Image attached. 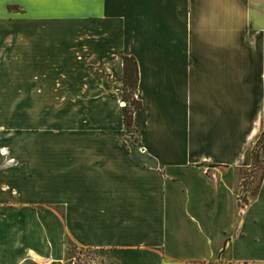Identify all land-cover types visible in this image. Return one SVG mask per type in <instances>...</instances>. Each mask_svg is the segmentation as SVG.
Masks as SVG:
<instances>
[{"label": "crops", "instance_id": "obj_1", "mask_svg": "<svg viewBox=\"0 0 264 264\" xmlns=\"http://www.w3.org/2000/svg\"><path fill=\"white\" fill-rule=\"evenodd\" d=\"M122 57L131 145L112 109L90 129L63 109ZM260 138L264 0H0V264H62L66 240L106 264H264V172L236 203Z\"/></svg>", "mask_w": 264, "mask_h": 264}, {"label": "rangeland", "instance_id": "obj_2", "mask_svg": "<svg viewBox=\"0 0 264 264\" xmlns=\"http://www.w3.org/2000/svg\"><path fill=\"white\" fill-rule=\"evenodd\" d=\"M6 31H10V26L4 27ZM2 30V29H1ZM52 34V33H51ZM50 34V35H51ZM49 36V35H48ZM110 60L106 62H101L98 69H96V65H88V73L84 77L83 86L77 92L67 91V97L72 98H79L84 100L83 106H75L73 103L70 106H67L64 109V112L67 116L68 125L69 122L75 125L76 119L83 120V125L88 126L87 128L90 129L91 127L95 126L96 124L92 121V116L99 114V116H106L108 112H111L112 109L115 112L116 118H119L122 121V113L128 114L131 112L134 107L136 106L137 101L133 96V89L130 85H128V81H124L119 79V74L115 75L112 71V65L110 64ZM132 61L125 62V68L127 73L132 70ZM123 66V64H122ZM96 72V74H94ZM122 76V75H121ZM79 88V86H78ZM82 88V89H81ZM77 93V96L73 94ZM72 95V96H71ZM107 99L110 102H113L114 108H107V107H93L91 103L89 104L90 100L92 99ZM82 102V101H81ZM57 108L55 112L58 114ZM79 118V119H78ZM123 126V121H122ZM74 127V126H73ZM96 127V126H95ZM58 129V128H56ZM122 131H124L125 136L129 138V145L133 144L134 140L132 139V131L130 128L127 130L122 127ZM46 137L44 139L43 144H38L36 140L40 141L38 138L33 139L31 136L32 143L31 145L35 146H52L53 144H46L47 140H51L48 134H44ZM35 142H34V141ZM125 140V138H124ZM121 140V144L127 147L128 145ZM55 144V143H54ZM53 146H58L56 143ZM260 146L256 147V149ZM264 162H262V153L259 155L257 161L253 164V167L249 169L239 170L237 171V201L238 205L246 203L248 199L253 197L256 187L259 181L260 171ZM64 256L62 258V264H106L105 259L99 257L95 251L92 250H83L74 246L71 242L65 241L64 242Z\"/></svg>", "mask_w": 264, "mask_h": 264}, {"label": "trees", "instance_id": "obj_3", "mask_svg": "<svg viewBox=\"0 0 264 264\" xmlns=\"http://www.w3.org/2000/svg\"><path fill=\"white\" fill-rule=\"evenodd\" d=\"M129 60L132 61L130 58L122 57V64H123V66H122V80H123V82L124 81H128V83H129L128 85H130L132 87L133 91H134L135 85H136V70H135L134 63L132 61V63H133L132 64V70H130V72L127 73V70L125 68V62L126 61H129ZM138 109H139V104H136V106L134 107V109L131 112H129L128 114H123L122 113L123 126H124V128L126 130L128 128H130V118H131V114L134 111L138 110ZM261 141H262V138H260L258 140L257 145L251 151V167H253V164L257 161V159L259 158V155H261V153H262V162H264V152H263V150L261 148L262 147L261 146ZM258 144H260V146L256 149V147L258 146ZM263 172H264V165L262 166L261 171H260L259 181H258L256 190L258 188V185H259V182H260V179H261V175H262ZM255 193H256V191H255Z\"/></svg>", "mask_w": 264, "mask_h": 264}, {"label": "snow or ice", "instance_id": "obj_4", "mask_svg": "<svg viewBox=\"0 0 264 264\" xmlns=\"http://www.w3.org/2000/svg\"><path fill=\"white\" fill-rule=\"evenodd\" d=\"M67 2H71V0H67Z\"/></svg>", "mask_w": 264, "mask_h": 264}]
</instances>
